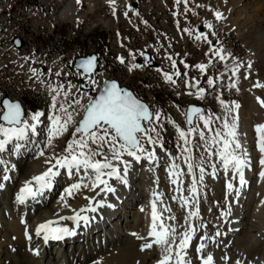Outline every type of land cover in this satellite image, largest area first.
Wrapping results in <instances>:
<instances>
[{"label": "rangeland", "instance_id": "obj_1", "mask_svg": "<svg viewBox=\"0 0 264 264\" xmlns=\"http://www.w3.org/2000/svg\"><path fill=\"white\" fill-rule=\"evenodd\" d=\"M69 1L0 0V117L3 113L1 101L4 98L20 104L24 119L29 124L33 115L40 113L42 117L36 125V128H40L37 139H24L20 142L13 138L11 143H15L12 145L25 144V148L30 151L37 154L43 152L51 161L48 163L49 167L55 164L53 157L68 155V144L81 137L75 129L83 118L80 105L84 104V99L88 96L81 90L80 74L73 69L74 59L88 53L89 42H105L108 38L109 41H116V30L120 41L130 45L128 60L135 62V72L133 76L121 73L114 80L129 90L140 81L156 99L153 118L148 127L159 132V141L156 144L148 142L147 135L155 138V132L141 135L145 151L138 154L144 156L153 152H173L184 173L188 163H192L198 174L196 190L202 210L215 223H220V213L224 210L226 201L225 181L222 179L225 170L219 156L215 154L222 145L214 144L213 139L217 132L223 133L227 129L223 127L225 115L219 109V104L230 105L238 117L247 118L252 126V136L258 141L256 127L264 125V106L257 100L259 97L264 101V46L254 45L250 40L240 37L232 23L226 20L229 19V14L226 11L227 5L222 0H187L186 3L185 0H180L179 3L177 0H126L118 9L102 3L96 11L89 10V6L82 3L75 5L72 20H66L60 14ZM216 12L221 13L220 18L216 17ZM239 19L249 23V13L244 11ZM197 35H201V39L197 40ZM15 39L21 41L20 48L13 44ZM76 47L80 50V55L74 52ZM214 50H219L224 59L221 60ZM143 53H149L157 67L149 68L142 61ZM138 60L142 62L138 63ZM201 64L205 65L203 72L197 67ZM166 76H171L175 83L166 79ZM209 79H213L212 85L208 84ZM257 84L261 86L257 87ZM61 85L64 90L59 95L51 91ZM65 92L68 93L67 99ZM135 95L143 101L146 100L142 94ZM53 96H56L55 109ZM76 100L80 101V105L75 104ZM61 104L68 108L73 122L69 124L66 132L49 141L52 128L50 118L60 116L62 122L67 119L65 113L60 111ZM190 104L203 107L205 112L202 116L210 121L207 128L201 118L191 128L195 131L190 132L187 128L185 111ZM157 115L159 119H156ZM0 126L9 128L1 122ZM181 131L186 134L187 144L180 136ZM201 131L205 134L204 140L198 135ZM3 138L0 136V139ZM216 139L222 140V137ZM89 147L96 146L89 142ZM185 148L190 151H184ZM106 151L107 145L101 152ZM235 154L241 155L240 150H235ZM111 155L108 152V156ZM129 158L131 157L125 154L120 160L127 161ZM94 159L105 162L103 154ZM22 160L28 162L25 154ZM115 161L118 160L113 159L111 162ZM200 167L204 168L202 181ZM213 177L215 181H212ZM160 181L163 186H172V181L163 176ZM226 181H229L228 176ZM232 184L236 187L235 182ZM177 185L178 187L174 186L177 190H172L176 193L173 195L171 191L167 197L169 206L174 202L171 206L173 209L165 206L162 213L166 214L165 217L176 218L173 221L178 223L179 229H176L178 234L175 239L179 240L182 227L184 229L187 224L184 217L191 207L185 210L178 208L179 204L186 201V192L190 185L183 182ZM71 187L72 184L67 188ZM65 192L64 187L59 193ZM77 195L78 191L74 190L71 197L75 199ZM22 220L26 221L24 218ZM178 240H175L176 244ZM262 243L264 244V236ZM229 246L232 248V244ZM227 252L230 261H238L239 254L232 253V250ZM261 252H264V246L258 249L257 254L260 255ZM254 256L253 253L242 257V261L250 263Z\"/></svg>", "mask_w": 264, "mask_h": 264}, {"label": "bare ground", "instance_id": "obj_2", "mask_svg": "<svg viewBox=\"0 0 264 264\" xmlns=\"http://www.w3.org/2000/svg\"><path fill=\"white\" fill-rule=\"evenodd\" d=\"M222 1L227 5L226 11L229 14V19L226 20L232 23L240 37L250 40L254 45L264 46V0ZM124 2L126 3V0H114V2L113 0H79V3L77 0H70L60 15L61 18L72 20L76 4L86 3L89 10L96 11L102 3V5H111L113 6H110L111 8L118 9ZM244 11L249 13V23L239 19ZM108 39L104 42V49L114 51L116 41ZM262 59H264V54ZM32 74L35 73L32 72ZM114 79L111 78V80ZM131 90L134 94H141V88L136 85H133ZM141 96L145 97V94ZM145 101L151 107V100L146 98ZM219 109L228 117L229 124L233 122L232 117H237L235 121L237 139L243 146V149H239L241 156L243 150L247 152V156L243 157L247 160V166L244 169L247 183L242 188L239 186L238 179L230 181L233 177L231 166L223 173L226 201L224 210L220 213L221 217L218 218L220 223H215L202 210L197 190L196 195L189 190L193 187L194 181L195 188H197V170L194 167L190 170L189 162L186 173H184L178 166L173 152L166 153V151L158 152L152 158H149V154L141 156L139 161L132 157L127 159L126 183L116 176L102 177L116 189L115 193L103 190L104 185L93 187L95 173L91 169L73 168L69 171L67 168L59 167L55 170L59 174L53 179L50 188L34 198L26 195L24 202L21 203L17 199L21 195V190L26 186L32 187L33 190L38 187L33 178L49 168L47 162L49 157L46 154L40 155L35 151H30L25 148V144L12 145L15 142L10 141L5 145V151L0 152V264H159L165 256L163 247L155 243L149 249L142 250V247L155 239L149 236L153 224L154 208L157 226L163 222L166 228L171 226L179 229L178 223H175L174 219L165 217L166 214L163 215L162 209L174 204L171 202L169 206L167 197L172 190L176 191L175 187L182 182L190 185V188L186 189L187 192L185 191L187 203L183 202L177 206L183 210L191 208L184 217L187 224L184 229L182 227L181 233L191 230L189 226L192 225L196 230L186 252L183 253L185 260L189 264H202L201 256L211 254L213 264H237V262L239 264H264V252L257 254L258 249L264 246L262 243L264 178L259 175L261 171H264V166L259 163L264 154L259 151L258 141L252 136V126L249 120L244 116L238 117L239 115L230 105L219 104ZM229 109H231L230 112ZM29 116L30 114L27 117ZM198 119L200 117L196 118L195 125ZM24 121L27 120L24 119ZM39 122L40 120L31 121V124L38 125ZM38 129L40 128L37 126L34 133L26 129L25 139H37L40 136ZM141 135L144 133L139 134ZM17 145H20L18 149ZM23 154L26 155L28 162H23ZM112 164L122 175L125 165L120 161ZM228 175L230 179L226 181ZM162 176L172 181L171 187L161 184ZM213 179L212 181H215L214 177ZM229 182L236 183L235 188H238L240 193L238 198L235 192L232 195V191L228 189ZM71 184L81 185L77 189L78 195L75 199L69 196L67 191L59 193L64 187L66 190L69 189L67 187ZM172 192L173 195L176 193ZM61 197L64 199L62 200ZM65 203L68 207L64 206ZM93 208L95 211L91 210ZM229 208L230 214L224 215V213H229ZM77 212L79 213L77 220L61 219V217H73ZM190 212H198V214L190 216ZM49 220L57 222L53 225L54 227H66L74 234L65 235L60 240L45 241L43 232L37 235V228ZM217 232L220 235L217 236ZM205 237L213 239L209 240ZM180 238L175 240L179 243ZM201 243L206 247L202 253H197L196 248ZM229 244H232V248ZM172 247L173 259L170 264H176L175 251L178 249L175 245ZM228 250L239 254L237 262L230 261ZM253 253L255 256L250 263L242 261V257Z\"/></svg>", "mask_w": 264, "mask_h": 264}, {"label": "snow or ice", "instance_id": "obj_3", "mask_svg": "<svg viewBox=\"0 0 264 264\" xmlns=\"http://www.w3.org/2000/svg\"><path fill=\"white\" fill-rule=\"evenodd\" d=\"M79 3V0H77ZM114 2V0H113ZM180 0H177L179 3ZM187 0H185V3ZM217 18L221 17L220 12L215 13ZM211 28V25H208ZM197 40L201 39V35H197ZM206 39V37H205ZM216 51V54L220 56V59L223 60L224 56L219 53V50ZM171 59V57H169ZM95 58H91L85 60L82 64L84 67L85 72L91 74L94 68ZM121 63H124L123 58H121ZM173 66H175V62L173 61ZM200 71L205 70V65L201 64L197 66ZM251 67V65H249ZM59 75V73H57ZM178 75V73H177ZM166 79L172 81L171 76H166ZM175 83V81H172ZM95 84L96 82L93 81ZM214 83L213 79L208 80V84L212 85ZM233 87L235 85H232ZM257 87L261 85L257 84ZM63 86H59V88H52L51 91L59 95L60 91H63ZM201 98L203 96V90H200ZM68 93L65 92V98L67 99ZM258 102L261 103V106H264V101L257 98ZM4 108L7 109L6 113L0 117L4 121H7L10 125H18L23 123V127H10L4 128L0 126V136H3V139H0V152L5 151V145H7L13 138L16 140H24L26 138V129H30L33 133L36 131V124L32 123L29 124L27 121L21 120V110L20 105L10 103L8 101H4ZM76 105H80V101H75ZM72 106V102H69V107ZM83 108L84 115L82 121H80L75 129L77 133L81 134L80 139H74L71 143L68 144L66 151L68 152L67 156L55 159V164L49 167L46 171L42 174L35 176L33 179L35 180L38 187L33 190L32 187L26 186L24 189L21 190V195L17 197V199L23 203L26 195L32 196L33 198L37 195H42L45 189H48L52 185L53 179L59 174L54 169L57 167L60 168H67L71 171L73 168L80 169L84 168L85 170L91 169L92 172L95 173V178L93 181V187H98L99 185H104L105 191L115 193L116 189L111 187L108 184V181L103 179L102 177L108 176H116L122 182L126 183V177L128 174V161H122L120 158L127 154L128 156L132 157L134 160L139 161L141 159L140 155L137 153H144L145 149L141 143V137L138 135L139 133H144L147 135L149 132H155L156 137L153 138L151 135H147V139L149 143L156 144L159 141V132L155 128H149L146 126H142V121H148L151 123L152 114L149 112L148 108L141 103L138 99L133 97L130 92L124 91L120 89L116 83L106 84L101 93L98 97L93 98L88 96L87 102L83 105H80ZM238 108L239 105H236ZM53 108H56V96H53ZM60 111L65 113L67 119L61 121L60 116L51 117L52 120V128L49 134V141L53 137H56L63 132L68 130L69 124L73 122V116L71 113L68 112V108L65 107L63 104L60 105ZM231 109H229V112ZM201 109L199 108H192L188 114V123H192V114H199ZM40 113H37L31 117V120L34 122H38L40 120ZM204 122V127L207 128L209 126V119H205L203 116L200 117ZM156 119H159L158 115ZM223 127L227 129L226 132H217L215 134L216 138L221 139H213L214 144H221L222 147L218 153H215L219 156L221 162L223 163V167L225 171L229 170V166L233 171L232 179H238L239 186L242 188L246 183L244 169L247 166V160L243 157L247 156L246 150H243V155H236L235 150L243 149V146L237 139V132H236V119L237 117H232V123L229 124L228 117L225 116L224 118ZM107 127H104V126ZM195 131V129H190V132ZM256 131L258 133V149L259 151L264 154V125H258L256 127ZM114 133V134H112ZM201 140L205 139V134L203 131L198 133ZM180 136L182 139L185 140V144L188 143L186 138V134L181 131ZM123 141V143H119ZM89 142L95 145V148L89 147ZM108 146V151L101 152L104 146ZM75 146V147H74ZM17 149L20 145L16 146ZM161 147H163L161 145ZM87 150V151H86ZM184 151L189 152L190 149L185 148ZM108 152H111V157L108 156ZM44 153L41 152L40 155ZM103 154L105 162H101L100 160H95L94 157ZM154 152L149 153V158L154 157ZM118 160L125 165L123 169V174H120V171L112 164V160ZM190 159V157H189ZM51 163V161H47ZM259 163L261 166H264V156L260 159ZM189 169L193 167L191 163L188 165ZM215 167V166H213ZM109 170V171H105ZM200 180H203V173L204 168L200 167ZM261 178H264V171L259 173ZM7 179V177H5ZM175 182V181H174ZM81 187L80 184H73L71 188L67 189V194L70 196L72 195L74 190H77ZM230 191H234L236 197H239V189L235 188L231 182L227 185ZM190 191L195 195L196 188H195V181L193 182V187ZM63 200L64 197H61ZM187 203V201H185ZM65 207L68 205L65 203ZM111 207V205H109ZM95 211V209H91ZM83 211V209H81ZM198 212H190V216L197 215ZM230 214L224 213V215ZM79 217V213L77 212L73 217H61V219H73L77 220ZM86 219V218H85ZM169 219H175V217H169ZM157 216L155 213V208L153 210V224L151 231L149 233L150 237H154L153 242L146 243L143 245L142 250L149 249L153 247V243L163 247L165 256L159 262V264H170V261L173 259L171 255L173 253V245L176 246L178 249L175 251L176 257V264H189L188 261L185 260L183 253L186 252V249L189 245V242L192 236L195 234V230L191 229L185 231L180 234V241L176 244L175 235L177 234V230L175 227H165L163 222L160 223L159 226L156 224ZM56 221L49 220L43 224H40L37 228V235H40L42 232L44 233V240L48 241L49 239L60 240L65 235H73L74 233L70 231L66 227H54L53 225L56 224ZM159 227V230L157 228ZM191 228V226H189ZM216 235H220L219 232ZM206 239L212 240V237H205ZM206 245L203 243L200 244L199 247L196 248L197 253H202ZM202 264H213V256L211 254H206L201 256ZM239 264V262H237Z\"/></svg>", "mask_w": 264, "mask_h": 264}, {"label": "built area", "instance_id": "obj_4", "mask_svg": "<svg viewBox=\"0 0 264 264\" xmlns=\"http://www.w3.org/2000/svg\"><path fill=\"white\" fill-rule=\"evenodd\" d=\"M116 33V44L114 51H107L104 49V40L99 41L95 44L89 42L87 45V54H95L97 56V70L95 72V84L80 75L81 80L87 83L91 87L92 93H97L103 82L106 80H111V78H119L121 73H126L128 76H133L135 69V62L129 61V51L130 45L128 42H121L119 34ZM75 53L80 55V50L76 47L74 50ZM123 57L124 63H121L120 57ZM136 86L141 88V94H145V98L151 100V107L154 109L156 106V99L152 97L148 88L138 81ZM138 97V96H137ZM88 96L84 99V104L87 102ZM83 112V108H82Z\"/></svg>", "mask_w": 264, "mask_h": 264}, {"label": "water", "instance_id": "obj_5", "mask_svg": "<svg viewBox=\"0 0 264 264\" xmlns=\"http://www.w3.org/2000/svg\"><path fill=\"white\" fill-rule=\"evenodd\" d=\"M13 44L17 47V48H20L21 47V45H22V43H21V41L19 40V39H15L14 41H13ZM95 58V62H94V68H93V70H92V72H91V74H89V73H87V72H85V69H84V67H82V64H83V62L85 61V60H88V59H91V58ZM122 58V57H121ZM96 59H97V57H96V55H94V54H92V55H87V56H85V57H78V58H76L75 60H74V62H73V68L77 71V72H79V73H81L83 76H85V77H88V78H91L92 79V81L94 80V72H95V70H96ZM142 60L148 65V67L149 68H155V67H157V63H154L153 61H151V58H150V55L148 54V53H143L142 54ZM138 62H141V60H138ZM116 83L117 84V86L120 88V89H122V90H124V91H127V92H130L131 93V91H129L128 89H126L125 87H120L119 86V84L116 82V81H105L104 83H103V85H102V87H101V89H100V91H99V93H97L96 95H95V98L96 97H98L99 96V94L101 93V91L103 90V88L105 87V85L106 84H111V83ZM81 90L82 91H84V92H86L88 95L91 93L90 92V88H89V86H87V85H85V84H81ZM132 94V93H131ZM133 95V94H132ZM133 97H135L134 95H133ZM136 98V97H135ZM137 99V98H136ZM139 100V99H138ZM4 101H8V102H10V103H13V104H17L18 102H15V101H10L8 98H4L2 101H1V107H2V109H3V111H4V113H3V115L6 113V111H7V109H5L4 108ZM141 103H143L147 108H148V110H149V112L152 114V116H153V112H152V110L151 109H149V107L143 102V101H141V100H139ZM19 104V103H18ZM20 105V104H19ZM199 108V109H201V112L199 113V114H192V123L191 124H189L188 123V114H189V112H190V110L192 109V108ZM20 110H21V113H22V115H21V120H22V122H23V119H24V111H23V109H22V107L20 106ZM204 109H203V107H200V106H197V105H192V104H190V105H188L187 107H186V112H185V121H186V125H187V128L188 129H191L193 126H194V120H195V118L197 117V116H202V115H204ZM2 115V116H3ZM1 116V117H2ZM80 121H82V119L80 120ZM0 122L4 125V126H7V127H12V126H14V127H17V128H19V127H21V125H22V123L21 124H18V125H10V124H8V122L7 121H4L2 118L0 119ZM142 123V126H148L149 125V122L148 121H142L141 122ZM104 127H107L106 125L104 126ZM140 134V133H139ZM138 134V135H139ZM119 143H123V141H120Z\"/></svg>", "mask_w": 264, "mask_h": 264}]
</instances>
